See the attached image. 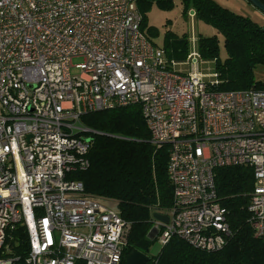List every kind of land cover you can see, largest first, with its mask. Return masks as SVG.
<instances>
[{"label":"built area","instance_id":"built-area-1","mask_svg":"<svg viewBox=\"0 0 264 264\" xmlns=\"http://www.w3.org/2000/svg\"><path fill=\"white\" fill-rule=\"evenodd\" d=\"M201 61L195 41L169 62L136 0H0V264H122L130 224L75 176L89 169L81 119L128 106L151 144L169 146L172 206L167 224L152 222L162 248L173 237L206 253L226 245L214 171L227 167L252 170L249 223L264 239V89L214 92L215 74L175 70Z\"/></svg>","mask_w":264,"mask_h":264},{"label":"trees","instance_id":"trees-1","mask_svg":"<svg viewBox=\"0 0 264 264\" xmlns=\"http://www.w3.org/2000/svg\"><path fill=\"white\" fill-rule=\"evenodd\" d=\"M176 1L183 16L194 12L195 19L214 31L211 36L196 37L201 60L214 64L216 84L210 90L264 89V83L254 76L255 68L264 66V27L213 0H136L141 30L152 6L171 10ZM259 1L264 4V0ZM154 29L146 27L148 31ZM150 42L163 51L169 62L184 63L189 53L186 33H168L162 47ZM80 122L92 132L87 135L91 142L89 169L75 178L82 182L86 193L113 202L119 216L130 224L124 258L136 251L149 258L147 264H264V239L255 237L249 223L248 202L253 190L249 167L214 171L218 203L227 212L230 229L221 250L206 253L173 237L152 258L149 249L156 242L149 236L152 215H164L172 206V186L167 176L169 146L150 143L139 106L89 114ZM12 235L14 252L23 259L27 254L26 235L20 227Z\"/></svg>","mask_w":264,"mask_h":264},{"label":"rangeland","instance_id":"rangeland-1","mask_svg":"<svg viewBox=\"0 0 264 264\" xmlns=\"http://www.w3.org/2000/svg\"><path fill=\"white\" fill-rule=\"evenodd\" d=\"M220 7L228 9L234 14L251 19L257 25L264 27V14L260 13L246 0H213ZM147 26L154 27V30H146ZM142 31L150 41L154 42L157 46L162 47L163 40L168 33L174 35H181L186 33L188 35L189 46H194L196 37L199 34L213 35L212 28L205 26L202 22L194 18L190 12L187 16H183L182 8L178 1L175 2V7L171 10H163L152 6L147 14V22L144 24ZM80 63V60H73V65ZM183 74L195 73L204 78V81L211 83L212 76L215 74L214 64L212 62L201 61L197 66H180L175 68ZM255 80L264 83V66H258L254 70ZM112 209L115 208L113 202L104 203ZM152 230V229H151ZM151 233V231H150ZM152 236H150L151 238ZM152 240L153 237L151 238ZM162 247L154 242L149 249V257H156L161 252Z\"/></svg>","mask_w":264,"mask_h":264},{"label":"water","instance_id":"water-1","mask_svg":"<svg viewBox=\"0 0 264 264\" xmlns=\"http://www.w3.org/2000/svg\"><path fill=\"white\" fill-rule=\"evenodd\" d=\"M246 1L250 3L260 13L264 14V4H262L259 0H246ZM190 14L194 15V12H190ZM152 218L163 224L168 223V217L166 215H161V214L156 213L152 215ZM153 233H155V231L151 230V233L149 236H152ZM148 262H149V258L147 256L140 254L136 251L126 256L124 260V264H147Z\"/></svg>","mask_w":264,"mask_h":264}]
</instances>
